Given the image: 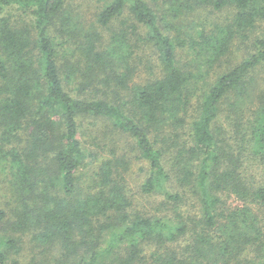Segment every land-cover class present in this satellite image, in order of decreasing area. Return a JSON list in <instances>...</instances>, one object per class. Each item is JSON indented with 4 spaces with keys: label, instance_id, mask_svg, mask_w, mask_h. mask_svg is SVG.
<instances>
[{
    "label": "trees",
    "instance_id": "obj_1",
    "mask_svg": "<svg viewBox=\"0 0 264 264\" xmlns=\"http://www.w3.org/2000/svg\"><path fill=\"white\" fill-rule=\"evenodd\" d=\"M67 1L0 0V161L8 163L10 172L4 178L14 185L17 201L11 207L12 217L0 205V264H23L18 255L28 234L42 253L59 254L51 256L52 262L30 264H99L111 256L120 264H135L142 260V242L166 244L186 234L181 220L130 211L133 200L124 174L125 157L103 159L98 169L83 175L88 162L95 160L87 161L92 152L84 147L80 133L84 121L93 118L109 121L115 132L130 135L149 161L142 193L169 201L182 197L170 188L165 152L155 144L161 142L175 153L179 183L190 185L199 196L202 231L189 253L162 255L163 264H235L246 248L264 259L260 215L264 178L255 187L250 185L238 170L241 161L217 146L213 131L222 102L243 98L253 86L251 80L243 86L246 79L253 70L264 68V0H168L164 25L176 27L180 34L183 26L172 19L187 10L209 7L234 12L210 30L195 28L189 43L181 35L164 32L148 0H99L105 3L92 25H84L80 17L77 24ZM14 8L20 10L17 19ZM126 11L137 23L124 19ZM118 17L133 32L145 31V39L158 50L162 77L130 85L129 53L120 58L102 48L97 23L108 26ZM57 19L64 45L52 32ZM237 39L251 40L250 51L209 77L210 68L231 53ZM187 43L193 59L183 65L177 48ZM201 82L198 112L186 136L182 130L188 123L190 85ZM254 88L256 94V80ZM110 92L117 94V102L107 98ZM260 101L251 120L250 149L262 167L264 93ZM225 194L245 205L223 210ZM253 202L255 208L250 206Z\"/></svg>",
    "mask_w": 264,
    "mask_h": 264
},
{
    "label": "rangeland",
    "instance_id": "obj_2",
    "mask_svg": "<svg viewBox=\"0 0 264 264\" xmlns=\"http://www.w3.org/2000/svg\"><path fill=\"white\" fill-rule=\"evenodd\" d=\"M153 8L157 11L160 18V26L167 34H178L181 38H184L189 43L190 37L188 35H194L197 31L195 28H201L207 26L208 30L212 25L217 22H223L226 20V16H232L231 8H227L219 11H212L209 7L198 8L197 10L191 9L184 12L181 17L172 19L176 24L182 25L183 29L180 34L175 28L169 25L165 26L166 6L168 0H148ZM104 1L99 0H68L66 8L73 12L77 18V24L80 21L84 25H92L96 19L99 11L101 10ZM12 13L16 16L20 15V10L14 8ZM124 19H127L129 23H137L136 19L130 12L124 13ZM122 17L113 19V22L108 26H100L97 23V32L101 34L102 48L108 49L114 52V56L120 58L127 56L129 53V61L133 68V74L131 76L130 85L135 83H145L156 78L163 76L162 64L156 47L145 39V32L142 29L133 32L131 26H123L121 23ZM59 19L55 20L52 24H55V28L52 27L53 34H56V42H62L64 45L65 37L58 31L56 23ZM128 23V24H129ZM84 27V26H80ZM255 31V30H254ZM259 30L256 31V33ZM140 32V33H138ZM118 34V35H116ZM255 32H253V35ZM69 35V34H68ZM79 36V34H76ZM71 38L69 35L68 39ZM77 38L74 39V41ZM115 39V40H114ZM126 42L132 47L128 48ZM251 40L237 39L236 45L232 48L231 53L224 58L220 63L213 65L209 70V77H215L226 69L234 61H238L243 55H246L250 51ZM184 46H178L177 55L178 59L183 65L188 64L193 59V50L189 44ZM72 59V58H71ZM198 71H201L200 69ZM251 80L253 86L250 87L245 93L243 98H227L222 102L219 109L218 118L213 125V131L216 138L217 146L223 150L234 155V158H238V170L242 173L243 178L249 182L250 185L255 187V182L259 184L264 178V166L261 167L259 159L254 158L251 155L252 144V118L254 116V110L261 103V93H264V68L253 70L250 77L246 79V83L243 86H248V82ZM255 80L257 83V93L255 94ZM203 83L191 84L190 95L191 103L189 106L188 115L185 116L188 121L186 128L182 132L187 133L189 136V122H192L197 114V101L199 95L202 94ZM201 85V86H200ZM196 89V91H195ZM241 89V88H240ZM107 98L117 102V94L110 92ZM128 110L131 106H125ZM82 132L80 133V139L84 144V147L92 152L89 155L87 161L95 160L94 162H88V166L84 168L83 175L89 176L93 173V169H98L103 163V159L125 157L128 167L125 177L128 179L129 192L133 204L130 211L134 214L142 213L148 216L168 217L172 220H181L186 225V234L179 236L174 241H168L166 244L154 242L151 239L144 241L140 244L142 260L135 264H163L160 256L169 255L172 251L175 254L181 256V254L190 252V245H194L197 238L198 231L201 232L203 228L202 224V205L199 196L194 193L193 188L186 184L182 185L177 180L176 169L173 167L174 151L171 148L165 149L161 142H156V146L160 147L165 152V165L166 169L170 172L172 179L169 183L170 188L179 192L182 197L180 200L169 201L162 195L144 194L141 192V184L149 175V161L143 158L140 149L137 148L133 142V139L128 134L115 132L112 128V124L106 120L87 119L84 121ZM123 134V135H122ZM185 140V139H184ZM191 141V139H189ZM251 155V156H250ZM253 156V157H252ZM198 163V161H197ZM238 164V163H237ZM8 163L4 164V160L0 161V167L4 168L0 171V205L6 210L10 211V217L13 216V209L16 206L14 185L8 183V176L10 169ZM92 168V169H91ZM192 188V189H191ZM245 205V201L237 198L234 195L225 194L223 196V203L220 208L223 210H231L236 207ZM250 206L255 208V202ZM11 207H13L11 211ZM260 215L264 217V212ZM24 247L25 249L20 252L18 257L23 261V264H30L31 260L36 262H52V255L59 256L58 251L48 252L35 248L34 242L30 241V236L24 235ZM34 249V251H32ZM246 248L240 256L237 255V262L235 264H264V259H260L257 253L252 250L249 251ZM258 258V260H257ZM176 261V259H175ZM99 264H120L114 256L106 258ZM170 264H172L170 262ZM174 264H179L175 262Z\"/></svg>",
    "mask_w": 264,
    "mask_h": 264
}]
</instances>
